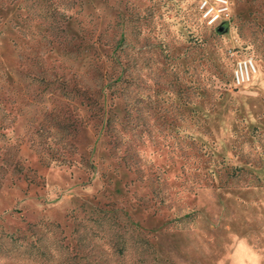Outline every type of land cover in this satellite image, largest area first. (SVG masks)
Returning a JSON list of instances; mask_svg holds the SVG:
<instances>
[{
    "label": "rangeland",
    "instance_id": "obj_1",
    "mask_svg": "<svg viewBox=\"0 0 264 264\" xmlns=\"http://www.w3.org/2000/svg\"><path fill=\"white\" fill-rule=\"evenodd\" d=\"M0 264H264V0H0Z\"/></svg>",
    "mask_w": 264,
    "mask_h": 264
}]
</instances>
